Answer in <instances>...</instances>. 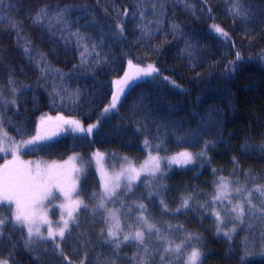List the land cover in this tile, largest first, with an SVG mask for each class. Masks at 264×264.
I'll return each instance as SVG.
<instances>
[{"label": "trees", "instance_id": "trees-1", "mask_svg": "<svg viewBox=\"0 0 264 264\" xmlns=\"http://www.w3.org/2000/svg\"><path fill=\"white\" fill-rule=\"evenodd\" d=\"M126 59L155 65L159 77L135 84L92 140H52L48 130L57 124H40L41 116L95 122L114 96L113 81L129 73ZM0 108L13 139L41 141L26 159L80 155L85 202L100 190L94 150L133 162L148 152L202 156L195 167L164 170L130 193L128 211L143 208L160 228L156 237L120 247L81 237L85 250L65 253L32 244L13 209L0 204V260L166 264L167 246L187 239L185 249L197 248L201 264H264L259 229L247 225L227 238L211 214L221 177L264 189V0H0Z\"/></svg>", "mask_w": 264, "mask_h": 264}, {"label": "rangeland", "instance_id": "rangeland-1", "mask_svg": "<svg viewBox=\"0 0 264 264\" xmlns=\"http://www.w3.org/2000/svg\"><path fill=\"white\" fill-rule=\"evenodd\" d=\"M130 67L145 74H137ZM127 69V76L113 81L117 90L95 122L85 125L77 119L45 114L40 124L47 120L57 124L48 130L52 140L67 136L92 140L101 122L118 112L126 94L122 95L123 86L130 89L141 81L158 78V69L152 64L138 67L128 62ZM167 81L177 86L172 80ZM6 102L14 101L2 103ZM38 144L42 143L37 137L27 141L13 139L5 127V111L0 108V204L13 209V222L26 231L32 244L49 242L59 251L66 249L65 253L85 250L77 241L81 237L103 236L104 241L120 247L127 243L142 244L149 236L159 234L160 228L148 220L143 208L137 206L132 209L134 213L128 211L133 203L129 193L141 183L153 181L164 170L192 168L202 160V156L190 152L170 156L148 152L142 161L133 162L96 150L90 161L98 177L99 195L95 201L85 202L79 195L86 173L80 155L73 154L60 161L26 159L23 153ZM211 214L221 236L232 238L248 224L249 228L259 229L264 238V189H247L233 179L221 177L215 187ZM2 226L0 220V230ZM65 239L68 240L64 243ZM187 243L183 239L181 245L166 249L169 261L165 263L201 264L197 248L184 250ZM63 244L66 246L62 247ZM0 264L8 263L0 260Z\"/></svg>", "mask_w": 264, "mask_h": 264}, {"label": "bare ground", "instance_id": "bare-ground-1", "mask_svg": "<svg viewBox=\"0 0 264 264\" xmlns=\"http://www.w3.org/2000/svg\"><path fill=\"white\" fill-rule=\"evenodd\" d=\"M31 16L33 17V16H37V15H36L35 13H33V11H32V12H31ZM29 21H30V24H31V20H30V19H29ZM24 24H25V25H29L28 20L24 21ZM126 61H127V63L129 62L131 65L133 64V65L138 66V67H143L141 64H139L138 62H136V61H134V60L126 59ZM156 68H157V67H156ZM157 69H158V68H157ZM141 73H142V74H145L144 71H143V72L141 71ZM159 74H160V73H159V71H158V77H159ZM116 86H117V85L114 86V87H115V88H114V93H115V91L117 90V89H116ZM121 86H122V85H120V87H121ZM132 87H133V86H132ZM132 87H131V88H132ZM128 88H129V87H128ZM128 88H126L125 86H123V93H122V95H123L124 93L127 94V93L129 92V90H130L131 88H130V89H128ZM126 94H125V95H126ZM102 113H103V112H102ZM43 116H44V114H43L41 117H43ZM107 119H108V118H105L104 120H107ZM94 151H96V150H94ZM94 151H93V152H94ZM99 151L104 153V151H102V150H99ZM110 153H111V152H109V154H110ZM105 154H108V153H105ZM91 155H92V153H91ZM116 155H117V154H116ZM171 155H172V154H171ZM146 156H147V153L145 154V157H146ZM164 156H170V155H164ZM145 157H144V158H145ZM236 183H237V182H236ZM216 184H217V182H216ZM237 185H239V186H241V187H245V188H247V189H249V188H253V187H246L245 185H243V184H241V183H237ZM215 187H216V185H215ZM214 196H215V190H214ZM247 225H248V224H247ZM247 225H245V226H247ZM245 226H243L242 228H244ZM242 228H241V229H242ZM247 228H248V227H247ZM241 229H240V230H241ZM240 230H239V231H240ZM154 237H156V236H154ZM154 242H155V244H156L158 247L162 245V242H161L160 240H158L157 238H155V241H154ZM178 245H181L180 242L174 243V244H172V245L170 244V245L167 246V248L172 249V248H174V247H176V246H178ZM183 248H184V250H186V249H185V246H184Z\"/></svg>", "mask_w": 264, "mask_h": 264}]
</instances>
